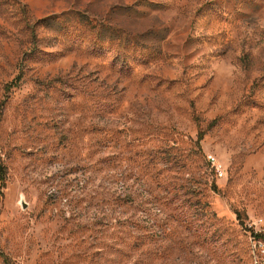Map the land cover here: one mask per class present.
Returning a JSON list of instances; mask_svg holds the SVG:
<instances>
[{
	"label": "rangeland",
	"instance_id": "rangeland-1",
	"mask_svg": "<svg viewBox=\"0 0 264 264\" xmlns=\"http://www.w3.org/2000/svg\"><path fill=\"white\" fill-rule=\"evenodd\" d=\"M0 162V264H252L264 0H0Z\"/></svg>",
	"mask_w": 264,
	"mask_h": 264
},
{
	"label": "built area",
	"instance_id": "built-area-1",
	"mask_svg": "<svg viewBox=\"0 0 264 264\" xmlns=\"http://www.w3.org/2000/svg\"><path fill=\"white\" fill-rule=\"evenodd\" d=\"M252 264H264V243L259 240L252 242Z\"/></svg>",
	"mask_w": 264,
	"mask_h": 264
},
{
	"label": "trees",
	"instance_id": "trees-1",
	"mask_svg": "<svg viewBox=\"0 0 264 264\" xmlns=\"http://www.w3.org/2000/svg\"><path fill=\"white\" fill-rule=\"evenodd\" d=\"M5 176H6L5 167L0 162V195H1V189L3 188L5 183Z\"/></svg>",
	"mask_w": 264,
	"mask_h": 264
}]
</instances>
